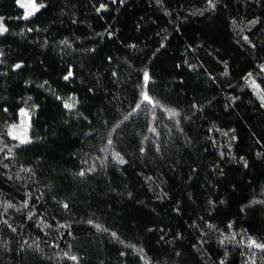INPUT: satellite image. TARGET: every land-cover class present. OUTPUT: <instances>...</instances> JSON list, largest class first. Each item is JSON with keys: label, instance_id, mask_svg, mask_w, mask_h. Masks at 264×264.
<instances>
[{"label": "trees", "instance_id": "obj_1", "mask_svg": "<svg viewBox=\"0 0 264 264\" xmlns=\"http://www.w3.org/2000/svg\"><path fill=\"white\" fill-rule=\"evenodd\" d=\"M34 1L0 0V264H264V0Z\"/></svg>", "mask_w": 264, "mask_h": 264}, {"label": "snow or ice", "instance_id": "obj_2", "mask_svg": "<svg viewBox=\"0 0 264 264\" xmlns=\"http://www.w3.org/2000/svg\"><path fill=\"white\" fill-rule=\"evenodd\" d=\"M19 2V0H18ZM23 6V5H22ZM38 8H36V6L33 4L32 5V10L28 11L26 13V16L25 18H27V16H30L33 14L34 11H37ZM7 31V29L4 27L3 25V18H0V35L4 34L5 32ZM17 68H20L21 65L17 64L16 65ZM251 75V74H250ZM69 76H71V73H69ZM65 79H68V77L66 76ZM143 80H144V86L145 88L148 86L149 84V81H150V76H149V73L148 72H145L144 73V76H143ZM255 86V85H254ZM143 101H147L148 103H152V100L150 99L149 95L147 94V92L143 93ZM73 105L71 104H65V107L66 108H71ZM140 107V105L138 104L137 105V108ZM172 115H176V113H172ZM154 131V129H153ZM22 142H26V141H22ZM109 144L112 143L111 140L108 141ZM119 163L123 164L125 163L126 161H124L121 157L118 156V154L116 155L115 157ZM81 175H83V173H81ZM65 207H67V205H65ZM250 247H256V248H260L262 250H264V244H257L255 241H251L250 244H249ZM73 259H76L75 257H73ZM253 264H255V262L253 261Z\"/></svg>", "mask_w": 264, "mask_h": 264}, {"label": "rangeland", "instance_id": "obj_3", "mask_svg": "<svg viewBox=\"0 0 264 264\" xmlns=\"http://www.w3.org/2000/svg\"><path fill=\"white\" fill-rule=\"evenodd\" d=\"M24 1H25L27 4H26V3H23L22 0H20L19 3H20L21 6L23 5V7L26 9V12L32 10V5H33V4L36 6V8L39 7V5H38L35 1H34V2H32V0H24ZM28 7H29V8H28Z\"/></svg>", "mask_w": 264, "mask_h": 264}]
</instances>
